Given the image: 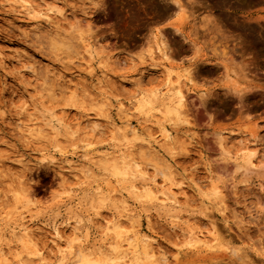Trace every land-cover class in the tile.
I'll list each match as a JSON object with an SVG mask.
<instances>
[{"label":"rangeland","instance_id":"1","mask_svg":"<svg viewBox=\"0 0 264 264\" xmlns=\"http://www.w3.org/2000/svg\"><path fill=\"white\" fill-rule=\"evenodd\" d=\"M11 2L0 0V248L6 256L19 254L24 263L30 262L27 264H59V252L65 243L53 237L52 227L57 226L64 239H69L70 228L76 226L82 241L88 227L86 246L95 249L99 244L92 246V242L101 239V249L107 251L113 235L98 227L94 213L98 211L104 220L113 222L115 210L125 211L122 200L126 197L138 213L133 227L127 226L126 232L131 235L139 229L140 235L151 229L154 246L166 258L165 264H264V0H26L30 5L20 1L21 8ZM65 24L68 29L74 25L85 31L81 48L70 58L48 50L47 44L35 38L43 32L54 33L55 28L66 32ZM150 64L157 70L148 75ZM166 70L171 75L170 85L181 86L186 103L181 120L164 123L173 141H178L176 149L169 151L171 156L165 154L166 145L153 147L176 175L175 182L185 185V192L178 195L184 205L189 202L182 206V220L199 221L204 232L214 234L220 244L213 250L179 243L186 236L183 229L173 226L148 202L135 203L122 189L127 183L97 163L103 152L118 153L112 145L119 142H113L110 135L114 125L124 123L119 103L129 108L131 126L138 127L143 120L135 108L145 89L157 91V98L146 111L147 117L153 115L149 118L153 126L146 131L156 132L155 117L162 118L156 110L163 111L162 104L169 94ZM37 71L44 72L43 76ZM143 71L146 77L142 75L132 86L129 82ZM47 81L52 86L54 83V99L59 98L55 89L61 83L69 92L65 91V97L72 92L74 101L50 100L47 92L41 91ZM81 96L89 98L87 103L79 99ZM99 109L102 117L98 116ZM56 118L76 126L77 134L84 132L76 135V140L82 139L76 142L83 148L75 156ZM45 123L49 124L47 128ZM96 123L104 133L100 140L89 130ZM52 125L58 131L56 139ZM26 128L38 136L29 138ZM217 132L230 138H226V149L232 159L224 160ZM90 136L96 141L87 153L85 141L89 142ZM55 140L61 146L56 148ZM180 143L184 148L178 146ZM244 146L256 149L260 174L244 176L233 170L232 164L240 161ZM88 157L92 161H86ZM66 160L80 161L85 169L80 165L83 172L74 177L73 171L67 183H62L56 166ZM207 164L213 167L211 173ZM223 169L227 171L223 173ZM155 179L159 182L161 177ZM212 181L225 184V211L224 204L205 196ZM17 182L27 188L28 198H17L10 190L20 185ZM97 185L118 191L111 198H92ZM232 185H236L234 191ZM21 212L31 220L30 227L37 234L35 241L46 254L43 263L26 255L30 249L15 243L10 235L13 220ZM146 215L150 218L149 230ZM77 219L81 220L79 224ZM67 222L68 230L63 227ZM227 247L237 248L241 258L234 257Z\"/></svg>","mask_w":264,"mask_h":264},{"label":"bare ground","instance_id":"2","mask_svg":"<svg viewBox=\"0 0 264 264\" xmlns=\"http://www.w3.org/2000/svg\"><path fill=\"white\" fill-rule=\"evenodd\" d=\"M11 1L15 2L16 5L18 4L19 6L17 5V7H20V5H22L20 3V1L23 2L24 4L27 3V2L25 3L26 0H24V1L23 0H18V1L16 0L17 2L15 0H11ZM27 4H29V3H27ZM85 25L86 24H83V26H85ZM65 26L67 28L66 24H65ZM65 26H63V27H65ZM70 26H71V24H70ZM85 27H87V25ZM56 29H58V28H55V30ZM67 29H65L66 32L63 31L64 28L62 29L63 32H61V31L58 32L57 30H56L57 32L54 30V33L43 32V34H38L35 38L38 41L43 42V44H45V45L47 44L46 46H48V48H49L48 50H50V49H51V51L55 50L59 54H61L63 57L70 58L73 55L75 56V54H77V51L79 50V48H81V45H82L81 42H83V41H81L82 35H83L82 33H84L85 31L83 32L81 27L75 28L74 25H73V27L69 28L68 31H67ZM42 31H44V30H41V32ZM38 41H36V42H38ZM59 58H61V57L59 56ZM99 62L101 63V61H99ZM104 65L105 64H103V66ZM149 67H150V69L148 71H146L148 75L152 74V71L157 70V68H155L156 66L153 64H150ZM144 71L142 73L138 74L139 76L135 77L131 81L129 80L130 81L129 83L132 86L135 85V83H136L135 81H140L143 78L142 75L145 74ZM39 72L41 73V71H39ZM39 72L37 71V73H39ZM40 73H39V75H40ZM42 73H44V72H42ZM42 73H41V76H43ZM165 74H166V78H165L166 82L165 83L167 85H169L167 87L168 88L167 92H169V94L167 95V98L165 99L166 102L164 104H162L163 105V111L161 109L156 110V111H158V113H161L162 118L157 117L158 120H156V117L154 115V117H155L154 123L156 122L158 124V128H157L156 132L150 133V132L146 131L149 127L153 126V123L149 119L151 116L153 117V115H151L150 117H147L146 111L152 106L155 99L157 98L156 97L157 91L154 89H145L142 91L143 93L140 96V98L138 99L137 106L135 108V111L137 113L143 115V120L139 123L138 127L131 126V124H130L131 115L128 113L129 108L125 107L122 103H119L118 110L123 115V117L125 118L124 123H121L122 124L121 126L117 125L115 127V125H114L113 126L114 128L112 127L113 130L111 129V131L113 133L110 135L111 136L110 139L113 142H117V141L119 142V144H116V145L113 144L112 145V147L117 148L118 153H117V155H115L116 153L114 154V152H103L100 154V158L98 157L99 161L97 163L99 164V162H100L101 167H102L101 169H103L105 172L108 171L110 173V175H112L116 178H119L124 183H127L122 189L124 190L126 195L133 198L135 203L142 204V203L148 202L152 207H154V210L156 212H158V214H163V216H165V218H169L171 220V224L173 226H178L181 229H183L185 232L184 234L186 236H184L183 238L181 237L182 239L179 238L180 239V240L178 239L179 243H182V244H185L188 246H201L205 250H213L216 246H218L220 244V242H218V239L215 237L214 234H212L210 231H208L210 233L204 232L202 227H201V222L198 223L199 221L191 223L190 220L185 218V217L183 218L184 220H182V216H183L182 206L184 205V203L183 202L181 203L182 200H180L181 198L178 197V195L185 192L184 191L185 185H184V183L182 184V182H175V176L176 175L173 174V171L170 169V166H166L163 164V161L160 158L161 156L160 157L158 156L159 154L156 153V151L154 150V147H153L155 144L159 145L161 143H162L161 146H163V144L166 145L167 146L166 148H165V146H163L165 150H168V152L165 151V154L169 153V151L171 152L174 149H176L178 141H176V142H174L175 140L173 141L172 138H174V137L172 136V138H171V132H170V130L167 129V127H166V125H164V123L166 124V122L169 123V122H173L174 120H181L182 116H183L181 113L184 111V107H185V103H186V95H185L184 91L182 90L181 86L178 83L170 85V83H171L170 72L166 70ZM42 78H44V77H42ZM153 79H154V77H153ZM44 80L45 79H43V81ZM147 80H149V79H147ZM48 81L51 82V79ZM48 81H47V83H44L45 84L44 86L42 85L43 83L41 84L43 86V88L41 87L42 90L41 89L40 90L43 92L46 91L47 92L46 94L50 98V100L53 101L56 99L57 101H60V100L67 98V97H65V95H66L65 91L68 92L67 88H66L67 85L65 86L66 89H64V87H63L65 84L62 85L60 83L62 86H59L60 84L57 85L58 88L55 90H58V95H59L58 99H60V100H58L57 97L54 99L55 94L53 95L54 89H52V87L54 86V83L52 86V83H49ZM139 83H141V82H139ZM46 94H45V96H46ZM73 94L74 93H72V92H70L69 96L67 94L68 101H70V102L72 100L74 101ZM82 97H83V99H82ZM49 98H48V101H49ZM84 98H85L84 96H81V98H79V99H81V101L85 100V102L87 103L89 98L88 99H84ZM79 99H78V101H80ZM91 100H89V101H91ZM94 103L100 104V103H96V102H94ZM84 105L87 106L88 104H84ZM99 110H98V116L102 117L101 115H102L103 111L100 110L101 111L100 112ZM50 116H53V115L49 114V117ZM95 116H97V115L95 114ZM42 117H44V115ZM87 117L89 119V116H87ZM105 117H107V116H105ZM180 117H181V119H180ZM61 119H63V118H61ZM61 119L57 120V118H56L55 123L57 125H60V127L63 129L62 131H64V134H66L69 137L68 138L69 140H66V141H68V144H70L73 147L74 150L72 152V155L75 156L77 153V150L83 148L82 145H80L79 143L76 142V141L79 142V140L81 141L82 139L79 137L80 139L77 138V140H76V135H78V134L82 135L84 132L83 133L80 132L77 134V130H74L76 128L75 125H74L75 128H73V127H71V124L69 125L68 123H64L65 120L63 121ZM96 119L94 122L98 121V119L97 120ZM159 119H161V120L159 121ZM99 120H100V118H99ZM47 122H50V121H47ZM66 122H68V121H66ZM174 123H175V121H174ZM47 124L48 123H45L46 128L48 127ZM96 124H94L92 126V128L89 130H91L93 133L95 132L96 134H98V136L97 137L95 136V137L100 140V138H103L102 136L104 135V133L102 131L100 132L99 129H97L98 124L97 125ZM53 128H54V126L52 125L51 129H53ZM70 128L73 129V131ZM77 128H78V126H77ZM48 129H46V130L48 131ZM84 129H82V127H81V130H84ZM27 130H28V128H26V131ZM33 130H36V129H33ZM54 130H55V128H54ZM54 130H53V132L55 134L53 136L55 137V135L57 136L58 131H57V128L55 131ZM172 130H174V129H172ZM28 131H30V130H28ZM28 131H27V133H30L29 134L30 136L28 135L29 138L30 137L35 138V137H33V135L36 137L38 136V134L37 135L34 134L33 131L32 132L31 131L28 132ZM36 131H38V133H39V130H36ZM49 133H48V137L49 136L52 137L51 133H50V135H49ZM234 133H233V135H234ZM222 135L220 132L216 133L217 145L221 151V154H223L225 157L224 160L232 159L233 155L230 153L229 150L226 149V146H227L226 141H227V139L229 140L230 138H227L226 135L225 136H222ZM92 136L89 137V139H91L90 141L88 140L89 142H87V140L86 141L84 140L85 145H86L85 151L87 153H89L92 150V147H91L92 143L96 139L94 136L93 137ZM39 137H40V135H39ZM57 137H55V139ZM91 137L95 138V139L92 140ZM232 137H234V136H232ZM99 140H97V141H99ZM159 140H161V142ZM176 140H177V138H176ZM84 141H82V142H84ZM175 143H176V146H175ZM58 145L61 146V143L60 142L57 143V141L55 140L54 146L57 148ZM178 146L179 147L181 146L180 148H182V147L184 148V145L181 143L178 144ZM179 147H177V148H179ZM256 153H257V151L255 148H251V147L249 148V147L244 146L243 155L240 158V161L239 162L235 161L232 164L233 170L236 172H241V174L244 176L248 175V174H252V173L260 174L259 170L257 169V163L259 160L256 158V155H258ZM59 154L63 155L64 153L59 152ZM169 156H171L170 153H169ZM82 158H84V156H82ZM92 159L90 157H88L86 161H89V160L92 161ZM16 161H17V159H16ZM96 161H94V164L96 163ZM19 162H18V165H19ZM52 162L54 163L53 160L51 161V163ZM90 163H93V162H90ZM58 164H60V163H58ZM80 165L82 166V168L85 167V166H83L82 163H80V161L74 162V161L66 160L65 162L60 164L58 167L56 166V168H58L57 173H59V175H60L59 177L61 178V182L67 183V181L69 180L68 174L71 175L73 173V171L76 172V173L72 174V175H74V177L76 176V174L78 172H80V173L83 172V169H85V168L82 169L81 167H79ZM20 166H21V164H20ZM99 167H100V165H99ZM147 167H149L151 170L153 169L152 172H150L149 168L147 169ZM9 168L11 169L10 166H9ZM207 168H208V171L211 173V170H212L211 168H213V167H211V165L207 164ZM7 171H8V167H7ZM226 171L227 170H224L223 173ZM0 173H2V171ZM88 173H89V171H88ZM109 173H108V175H109ZM7 175H9V173L6 174V176ZM82 175H84V174H81L80 176L84 178V176H82ZM88 175H89V177L91 176L90 173ZM151 175H152V177H149ZM157 175H159L161 177V180L159 182H157L155 179V176H157ZM6 176L4 175V177H6ZM85 179H87V178H85ZM19 183H20V185H14V186L10 185V188H11V186H12V188L11 189L9 188V189L10 190L13 189L12 191L16 194L17 198H22V199H23V197H24V199L28 198L27 197L28 191H26L27 188L25 189L24 186L21 185V182H19ZM244 183L245 182H243V186L245 185ZM245 186L244 187L247 188V185H245ZM197 187H199V186H197ZM235 187H236V185H232V190H233V188L235 190ZM240 187H239V190H241V188H242V187L241 188ZM224 188H225V184L212 181L210 191L209 192L207 191L208 194L205 196H211L212 199L218 200V203L221 206H223V204L226 203V202H224V197H225V195L223 194ZM117 191L118 190L115 187H112V188L106 190L102 186L97 185L91 196H92V198H96V199H106V198L113 197ZM202 194H203V192L201 193V195ZM122 195L123 194L121 193L120 196H122ZM92 198H90V200ZM90 200H88L89 203H90ZM209 200H210V198H209ZM260 200H259V202H260ZM184 201H185V199H184ZM122 202L125 204V211L121 212L120 210H115L114 211L115 213L113 215L114 216L113 222L104 220L98 211H96L94 213L95 214V221L94 222H96V223L99 222L98 223L99 226L98 225L97 226L102 227L105 230V233L107 231H109L113 235L112 236L113 237L112 238L113 243H109L108 249H106L107 251L101 249L100 244H103V240H101V239H98L97 241L92 242V244H91L92 246L99 244V246L96 247L95 249H89L86 246V244L88 242V237H89L88 227L86 228V232H85L83 241L79 240L80 237L78 236V232H77L79 230L77 229L76 226H73L72 228H70L71 230L69 231L70 232L69 239L67 237H65L67 239H64L63 233H60V228L58 226L52 227V233L54 235L53 237L54 238L57 237V239H59L65 243L64 244L65 245L64 250H62V251L60 250V252H59V254H60L59 255L60 256L59 264H99V263L100 264L101 263L106 264L107 261H113L114 264H140V263H142V264H165L166 258L159 252L158 248H156V246H154L155 239L152 237V230L151 229L149 230V227H150L149 226L150 225L149 216L146 215V222L148 225L149 233H142L140 235H137L138 231H140V230L136 229L137 228L136 227L135 228L136 230H134V233H132L131 235L128 234L126 232V230H127L126 227L127 226L133 227V222H134L133 220H135L133 218H134V216L138 215V213L133 209V207L129 206L128 200L126 197L122 200ZM187 202L188 201H186V203ZM187 204H185V205H187ZM190 204H192V203H190ZM220 205H218V206H220ZM222 209H224V211H225V204H224V208H222ZM98 219H103L104 222H100ZM195 220H197V218ZM30 221H31L30 219H25L24 213H22V212L19 213V215L16 217V219L13 220V223L11 225L10 235L12 238H14L15 243L20 244L21 246H23V248L30 249L29 253H27L26 255L29 254L31 256H35V257H37V259L40 262L43 263V261L45 259L44 256L46 254L43 252L45 254V255H43V253L41 251L42 247L41 248L38 247V245L36 243L37 241H35L34 237H35L36 233L33 232L34 229H31ZM75 222L77 224H79L81 222V220L77 219ZM203 224H205V223H203ZM63 227H65L68 230L69 229L68 222L65 223V225ZM61 234L63 237L61 236ZM182 235H183V233H182ZM219 241H221V240H219ZM55 242H56V240H55ZM62 245H63V243H62ZM6 246L9 247L10 244L7 243ZM58 247L59 246H57V248ZM227 249L229 250V252L232 255H234V257H236L238 259L241 258L240 253L238 254V252H237L238 251L237 248L227 247ZM3 251L0 248V259L2 262H4L3 264H5V263L6 264H27V263H30V262L24 263V260L21 259V256L19 254L8 257V256H6L7 253H5V251L4 252ZM214 252H216V251H214ZM90 256H95V258L91 259ZM26 261H27V258H26Z\"/></svg>","mask_w":264,"mask_h":264}]
</instances>
